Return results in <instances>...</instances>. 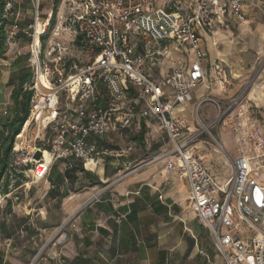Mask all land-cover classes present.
Wrapping results in <instances>:
<instances>
[{
	"label": "built area",
	"instance_id": "obj_1",
	"mask_svg": "<svg viewBox=\"0 0 264 264\" xmlns=\"http://www.w3.org/2000/svg\"><path fill=\"white\" fill-rule=\"evenodd\" d=\"M243 4L244 0H67L64 20L94 50L95 57L90 64L66 73L60 46L49 51L54 54V68L43 59L40 38L49 23L40 21L45 34L37 33V0L34 24L26 31L31 39V98L13 151H19L18 144L21 150L28 140V128L34 125L37 136L53 130L48 150L51 162L65 159L67 168H73L68 159H74L98 166L106 152L98 138L119 130L132 132L143 122L155 123L164 130L168 146L147 164L164 161L168 169L187 180L188 207L207 228L220 264H264V180L254 170L253 158L244 152L230 158L213 137L228 171L217 180L195 153L201 132L191 130L175 111L184 109L193 91L206 82L202 34H211L215 21L224 14L244 21ZM16 29L15 21L10 35ZM165 42L175 44L188 58L154 80L145 72L157 60L153 55L159 53L151 48ZM39 74L47 84L39 81ZM101 86L105 102L100 100ZM205 102L219 106L213 97H202L196 109ZM224 113L217 112L211 121L201 123L203 129L208 131L217 121L228 125ZM124 167L127 171L120 178L139 169ZM93 197L98 199L100 192Z\"/></svg>",
	"mask_w": 264,
	"mask_h": 264
},
{
	"label": "crops",
	"instance_id": "obj_2",
	"mask_svg": "<svg viewBox=\"0 0 264 264\" xmlns=\"http://www.w3.org/2000/svg\"><path fill=\"white\" fill-rule=\"evenodd\" d=\"M263 3L264 0H244L242 8L244 21L237 20L231 14H224L215 21L211 34H202L206 82L193 91L187 107L194 105L195 109L202 97H214L218 102L228 99L237 89L236 86L230 87L232 82L243 74L241 69L243 67L235 62H248L250 59L253 60L254 56H257V59H264ZM46 14V20L51 24L54 10H48ZM234 25L239 29L244 27L252 33L251 43L256 49V54L215 53L210 58L205 42H210L214 53L213 38L221 30H230ZM21 30L19 28L13 32L15 39H8V44L4 39V51L0 55V143L6 135L2 125L7 120L19 116L10 99L11 91L13 88L28 90L33 77L27 58L29 47L24 38L20 37ZM46 36V34L43 36L44 39ZM173 45L175 48V44ZM176 51L178 57H175L180 61L178 64L186 63L187 54L179 51V48ZM219 56L227 57L230 62L237 65L240 68V76L235 77L231 68L219 60ZM156 62L157 60L153 65L149 64L148 68L154 66ZM175 65L177 64L172 67ZM159 73L161 74L160 71ZM147 74L151 76V73ZM166 74H161L158 79L151 77L160 80ZM263 74L264 68L259 77ZM245 75L243 74V77ZM100 90L105 93L103 86ZM211 107L214 113L216 107L212 103ZM198 108L195 110L197 114ZM175 111L179 112V116L191 130H196L193 120L187 119L189 117L187 108L177 107ZM209 111L201 112L203 120L211 121L214 118ZM154 124L143 122L140 132L142 128L146 130L147 126ZM156 126L158 127L157 124ZM124 132L128 131L119 130L104 135L97 139V143L103 148L109 135L116 134L121 137ZM140 132L133 136H139ZM144 132L137 140L143 141ZM27 139L26 142L30 144L41 138L36 134L33 137L31 133L27 134ZM204 149L205 145L200 138L195 145V153L214 177L221 180L227 174L222 164L223 155L221 153L209 155ZM134 151L130 146V149L110 155L113 158L107 160V156L103 155L110 152L106 150L98 166L68 159L73 161L74 166L67 168V160L58 159L48 165L41 179L31 180V177L27 176V180L23 182L19 180L20 183L13 182L9 185L8 187L11 186L9 190L1 184L5 174L0 176V200H19L14 191L25 187L29 192L26 200L30 202L27 206L23 203L25 212L22 214L10 209L5 212L7 220L11 221L9 224L2 222L6 227L5 230L0 229V264H24L27 254L35 252L34 247L45 228L58 224H63L64 227L56 234L57 242L45 264H220V258L211 244L207 228L197 220L188 207L187 180L164 166L162 161L139 167L141 160ZM225 152L230 158H235L239 154H231L229 150ZM42 154L41 152L40 155ZM48 155L50 160V154ZM122 165L139 169L120 178L117 172ZM60 176L62 179H59ZM107 181L110 183L101 191L100 197L95 199L93 194L98 186ZM39 188L40 194L37 192ZM34 190L37 194L33 193ZM52 213L56 215L53 218L55 223H50ZM34 217H39L40 222L37 220L39 226L32 223Z\"/></svg>",
	"mask_w": 264,
	"mask_h": 264
},
{
	"label": "rangeland",
	"instance_id": "obj_3",
	"mask_svg": "<svg viewBox=\"0 0 264 264\" xmlns=\"http://www.w3.org/2000/svg\"><path fill=\"white\" fill-rule=\"evenodd\" d=\"M36 5L37 0H8L4 8V10L7 11V13L4 11V17H6L8 20V24L5 27V42L7 44L8 39H15V36H10V31L12 24L16 21L18 24V29L16 30H19V28L22 29L20 31V37L24 38L26 45L29 47L31 39L30 36L26 34V31L28 30L27 28L30 24H34ZM38 6L39 21L41 22L47 21L46 12L48 10H54L53 19L51 24L48 25L46 33L47 36L44 40H40L41 52L44 56L42 57L49 64L50 68H54L55 63L53 60L54 54L49 55V51H51L53 46L57 45L60 46L64 54L62 65H65L64 67L66 69V73L70 70H76V68L90 64L95 57L94 50L89 48L81 37L75 35L72 29L69 30L67 28L69 27V21L64 20L68 14L67 0H39ZM48 23H50V21ZM251 40H253L252 33H250L248 29L244 27H240L239 29L237 28V25H234V27L230 28V30H221V32L218 33L215 38H213V41H215L213 44L214 53L211 50V44L209 41L205 42V46L210 58L213 57L215 53H245L254 55L256 54V49H254V45H252ZM151 50L159 52L153 55L157 59L156 64L145 69V72L147 71L148 73H151L153 78H160L161 74H166L167 72L171 71V67L174 64H178L180 62L176 59L178 54L174 48V45L171 43L165 42L154 44ZM28 54L29 53H27V55ZM27 58H29V55ZM218 58L221 62L223 59H228L224 56H219ZM235 63L241 64L243 67L241 68L243 69L242 73L246 75L244 78L242 74L240 77L242 78L241 81H239L240 78H238L232 82L230 87L234 88L236 86L237 88L233 95L228 99H225L223 102L219 101V106L212 102H207L200 106V108H198V117L200 121L196 118V108L194 109V105L189 107L186 105L185 108L188 109L189 113V117H187V119L190 121L193 120L195 128L201 132L200 138L203 141V145H205L206 149H204V151L207 154L214 155L216 153L219 154L220 152L218 144L213 139L214 137L222 144L224 149L229 150L231 154L244 152L250 155L253 158L254 170H258L261 175V172L264 173V74L261 77H259V74L264 68V59H257V56H254L253 60L250 59L248 62L237 61ZM226 65L228 66V64ZM234 66L236 67V75L234 76L239 77L240 68H238L235 64ZM29 70H31L32 74L31 66L29 67ZM252 80H255L257 87L255 84L251 85ZM100 99L101 102H105V93L101 90ZM214 99L218 101V99ZM211 103L216 107L214 113ZM206 111H209L208 113L211 112L210 114H212V118H215L217 112L225 111L222 116L229 120L228 125H224L222 122L219 123V121H217L216 124L209 128L208 131L203 129L201 123H208L210 121L203 120L201 116V112L205 113ZM159 128L160 127H157L156 124H154V126H147L146 130H144L145 132L143 141L136 140L133 136L138 134L140 129H136L132 132H124L121 137L116 134L109 135V138L106 139L103 148L110 153H107L103 156H107V160L111 159L113 157L110 155L117 153V151L121 152L126 150L131 146L135 150L134 152L136 153L137 158L141 160L140 164H145L144 167L160 163L161 161L158 160L147 164L154 159L156 154L162 153L167 148L168 140L166 134L164 130ZM30 132L34 137V134H36V126L31 125L28 128L27 134L30 135ZM39 135L41 139L43 138L42 141L41 139H36L30 144L25 141V145L23 144L24 146L21 150H19L20 146L18 144L19 147H17V149L19 151L17 153H13V141L9 172L3 176L1 182V184L7 185V190L11 188V186L8 187L9 185L13 184V182H17L20 179V177H18L19 174H22L23 176V179L21 180L22 182L27 180V176H30L31 180L36 179L34 178L35 176L33 170L35 169L38 162L44 161L45 157L48 155L45 153V150H49V145L53 137V130L42 131ZM38 147H40L41 150H38ZM215 149L219 150V152H217ZM41 152L43 153L42 155H40ZM41 156L43 159L40 161L39 158ZM117 158L125 159L126 157ZM163 165L165 166V162ZM126 171L127 170L125 169L124 165H122L120 171L117 172V176H122L126 173ZM260 178L264 180V176H261ZM109 183L110 181H107L105 184L101 183L95 193L100 192L101 194V191L107 187ZM14 192L18 195L19 200H0L1 222H7L9 224L11 221L7 220L8 216L5 215L6 210H16L18 214H22L25 212V206L23 203H25L26 206L30 205L29 200H26V196L29 197V192L25 189V187L16 189ZM37 192H39L38 194L41 193L40 188ZM33 193L37 194L36 190H34ZM38 204L40 205V203ZM55 216V213L50 215V217H52L50 218V223L56 222L55 219H53ZM37 220L40 222L39 217H34L32 223L35 226H39V222L37 223ZM12 226L13 225H11V227ZM63 227V224H58L57 226L53 225L45 228L42 237L39 238L37 245L34 247L35 252L32 254H27L24 264L47 263L46 261L53 250V246L56 244L55 242H57L56 234L60 233Z\"/></svg>",
	"mask_w": 264,
	"mask_h": 264
},
{
	"label": "trees",
	"instance_id": "obj_4",
	"mask_svg": "<svg viewBox=\"0 0 264 264\" xmlns=\"http://www.w3.org/2000/svg\"><path fill=\"white\" fill-rule=\"evenodd\" d=\"M8 0H0V55H2L4 51V39H5V27L8 24V20L4 17V8L7 4ZM21 30V28H20ZM40 40H44V37H41ZM31 98V91L24 90L20 88H13L11 91L10 99L13 102V105L17 112H19V116L12 120H7L3 125L2 129L6 132L2 142L0 143V176H3L9 171L10 167V158L12 156V146L15 135L19 133L20 128L26 119L29 109V102ZM144 132V129H141L139 136L134 137L136 140L139 139ZM20 179L22 180V174H19ZM61 176L59 177V179ZM62 179V178H61ZM15 183H20V181ZM7 185H5V188ZM10 211V210H9ZM4 223L0 222V229L5 230Z\"/></svg>",
	"mask_w": 264,
	"mask_h": 264
},
{
	"label": "bare ground",
	"instance_id": "obj_5",
	"mask_svg": "<svg viewBox=\"0 0 264 264\" xmlns=\"http://www.w3.org/2000/svg\"><path fill=\"white\" fill-rule=\"evenodd\" d=\"M46 23L48 24L47 21H46ZM35 27H36L35 29H36L37 33H39V34L41 33L42 35L45 34L44 33L45 32V29L43 28V26H42V24H41L40 21H37ZM36 41L38 42L37 38H36ZM222 62L228 64V66L231 68V71L233 72V75H236V69H235L236 67L234 66V64L232 62H230L228 59L227 60L226 59H223ZM38 76H39V81L44 82L45 84H47L46 81H45V78H44L43 74H39ZM19 146L17 145V147H19ZM17 147H16V149H17ZM19 150H20V148H19ZM215 150L217 152H219V150H217V149H215ZM45 153L46 154H49L47 150H45ZM50 162L51 161L49 160V155H47L45 157L44 161L38 162V164L36 165L35 169L33 170V173H34V176H35L36 179H41L43 177V175L46 172V169H47L48 165L50 164ZM256 173L259 174L258 176H260V177L261 176H264V173L261 172V175H260V172L258 170L256 171Z\"/></svg>",
	"mask_w": 264,
	"mask_h": 264
}]
</instances>
